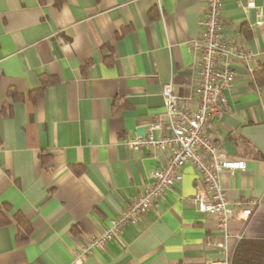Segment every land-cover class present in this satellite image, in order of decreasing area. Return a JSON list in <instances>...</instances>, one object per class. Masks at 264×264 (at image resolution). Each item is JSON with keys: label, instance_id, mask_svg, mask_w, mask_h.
I'll return each mask as SVG.
<instances>
[{"label": "crops", "instance_id": "0c3cea01", "mask_svg": "<svg viewBox=\"0 0 264 264\" xmlns=\"http://www.w3.org/2000/svg\"><path fill=\"white\" fill-rule=\"evenodd\" d=\"M246 3L224 0L222 17L254 59L234 64L228 109L209 135L223 157L246 162L220 179L231 199L257 200L254 214L225 237L194 207L200 178L188 163L138 223L82 262L73 250L165 163L160 149L126 141L166 118L163 84L196 109L200 56L189 41L207 0H0V204L33 227L26 242L13 219L0 227V264H198L224 258L219 243L228 264H264V0Z\"/></svg>", "mask_w": 264, "mask_h": 264}, {"label": "built area", "instance_id": "2783aa9c", "mask_svg": "<svg viewBox=\"0 0 264 264\" xmlns=\"http://www.w3.org/2000/svg\"><path fill=\"white\" fill-rule=\"evenodd\" d=\"M246 2L247 8L256 7V0ZM205 8L199 20L201 33L189 41L190 48L200 56L195 83L196 109L184 107L182 98L174 93L172 81L163 84L166 118L156 117L145 136L130 137L126 141L135 150L160 149L167 157L165 163L152 171L144 191L110 221L102 234L89 237L84 245L73 250L76 260L84 262L95 250H105L125 226L138 223L171 186L182 180L183 167L188 163L200 178L192 203L201 214L216 218L218 230L225 237L231 233L233 219L247 221L254 214L257 200L231 199L220 179L225 170L244 171L246 162L223 157L220 146L209 135L212 122L221 120L228 109L226 94L234 88L237 76L234 64L250 62L254 55L241 41L226 34L222 17L224 0H207ZM156 132L161 134L158 138ZM217 246L225 254L224 258L198 264H228L229 248L222 243Z\"/></svg>", "mask_w": 264, "mask_h": 264}, {"label": "trees", "instance_id": "16d2710c", "mask_svg": "<svg viewBox=\"0 0 264 264\" xmlns=\"http://www.w3.org/2000/svg\"><path fill=\"white\" fill-rule=\"evenodd\" d=\"M264 75V66L259 68L258 73L256 75V79H259L260 75ZM41 90L39 91H33L29 94L30 97L36 98L37 95H39ZM11 210V206L7 203L0 204V227L4 225H8L11 223V220L13 219L17 226V233L16 238L19 241H25L30 238L33 232V227L31 222L28 220V218L20 211H17L14 213V215L9 218L8 211Z\"/></svg>", "mask_w": 264, "mask_h": 264}, {"label": "water", "instance_id": "95a60500", "mask_svg": "<svg viewBox=\"0 0 264 264\" xmlns=\"http://www.w3.org/2000/svg\"><path fill=\"white\" fill-rule=\"evenodd\" d=\"M144 130H145V132H142L143 136L147 134V130L146 129H144Z\"/></svg>", "mask_w": 264, "mask_h": 264}]
</instances>
